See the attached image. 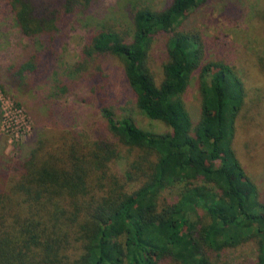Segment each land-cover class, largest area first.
<instances>
[{
    "label": "trees",
    "instance_id": "1",
    "mask_svg": "<svg viewBox=\"0 0 264 264\" xmlns=\"http://www.w3.org/2000/svg\"><path fill=\"white\" fill-rule=\"evenodd\" d=\"M201 1L139 5L130 34L103 25L87 36L73 69L86 70L99 55L120 59L136 107L168 130L146 131L102 106L111 138L65 129L9 159L0 170V264H217L248 242L257 250L250 264H264V198L232 147L244 84L234 66L202 63L198 31L176 30ZM7 2L24 36L51 42L89 0ZM259 13L264 29V7ZM160 33L171 34L157 82L149 54ZM39 57L10 65L12 79L39 71ZM257 64L264 75V54ZM196 71L194 124L183 94ZM122 153L127 162L118 173ZM174 189L172 199L164 195Z\"/></svg>",
    "mask_w": 264,
    "mask_h": 264
},
{
    "label": "rangeland",
    "instance_id": "2",
    "mask_svg": "<svg viewBox=\"0 0 264 264\" xmlns=\"http://www.w3.org/2000/svg\"><path fill=\"white\" fill-rule=\"evenodd\" d=\"M168 1L89 0L85 8L62 21L53 41L41 42L39 37L30 40L20 32L7 0H0V170L9 159L25 154L36 139L58 135L65 129L85 131L92 136L101 133L111 138L102 106L111 107L117 116H130L146 131L168 130L162 122L147 118L136 107L120 59L99 55L96 63L86 70L73 69L90 33L110 25L130 34L134 7L161 8ZM263 7L264 0H204L176 27L198 31L204 48L202 63L226 62L234 66L244 84V103L235 119L232 147L245 172L258 186L261 198H264V75L257 60L264 54V29L259 13ZM170 34H156L152 40L149 63L157 82ZM33 53L45 59L43 66L35 73L17 78L16 83L9 66L25 61ZM183 98L195 124L200 117L198 71L192 75ZM122 150L127 154L126 148ZM124 154L113 165L118 173L126 167ZM176 192L174 189L164 195L172 199ZM256 253L254 242L244 243L227 249L217 264H250Z\"/></svg>",
    "mask_w": 264,
    "mask_h": 264
}]
</instances>
